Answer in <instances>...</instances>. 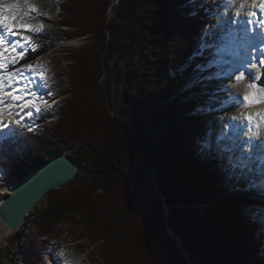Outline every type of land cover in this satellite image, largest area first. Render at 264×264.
<instances>
[{"label": "trees", "instance_id": "1", "mask_svg": "<svg viewBox=\"0 0 264 264\" xmlns=\"http://www.w3.org/2000/svg\"><path fill=\"white\" fill-rule=\"evenodd\" d=\"M57 1L64 38L86 40L78 51H66L68 98L44 131L20 128L0 144V170H25L21 179L74 150L69 157L87 179L66 184L67 191L25 221L28 232L45 238L32 247L34 255L58 237L65 221L79 223L103 264H188L179 251L190 261L199 256L200 264H264V213L257 221L243 215L242 204L229 196L233 180L223 161L204 159L200 112L207 103L201 101L212 87L186 91L206 76L209 54L198 55L196 40L208 23L203 11L214 1ZM111 58L125 63L115 107ZM199 94L205 96L196 100ZM213 100L210 106L217 105ZM32 147L36 154L30 156ZM29 161L34 166L27 170Z\"/></svg>", "mask_w": 264, "mask_h": 264}, {"label": "rangeland", "instance_id": "2", "mask_svg": "<svg viewBox=\"0 0 264 264\" xmlns=\"http://www.w3.org/2000/svg\"><path fill=\"white\" fill-rule=\"evenodd\" d=\"M18 1V0H17ZM21 4L22 2L27 3L25 0H20ZM36 2V6L44 5V12H40L39 15H42L41 22L48 27V31L51 32V36H46L44 38V42L48 43L50 45L51 52H49L45 57H43V64L44 67L42 71L40 72L35 66L36 72H38L39 77L42 75V81L43 84L48 81V84L44 85L42 87V83L37 82V92H33V98L32 102H36L38 104H43L44 108L39 112L37 115L32 114L31 118L29 117L26 122H20L17 123V119L13 118L9 121L14 122L11 126L10 123L6 124V129L4 130L3 134L4 136H10L13 134V132L20 128L27 129V124L31 123L34 125L36 122H39L42 118L41 116L46 114V108L48 109V115L50 117L48 122H45L42 127H39L38 130H35L36 133H41L44 131L45 126H49L50 124L55 123L57 119V114L60 115L62 111V107L64 106L65 100L68 98V93L70 91L69 86V79L68 76L70 75L69 69H68V62L66 59V51H69L70 49L74 51H78L81 46H83L86 42V40L76 39L74 41L65 42L64 34L62 33V29H64L61 25L60 16L58 14V1L57 0H32ZM208 4L209 2L214 1V5L212 8H209L205 11L207 16V26L204 28H201L199 33L201 38L197 39L198 42H203L205 39L208 41V45L211 43L219 47V36L217 32L213 30L214 25L212 24L214 22L215 14L214 16L212 13L217 9L219 3L222 2V0H205ZM229 1V3H233L231 7H228V11L236 12L239 8L240 1L241 0H225ZM29 2V1H28ZM31 2V0H30ZM217 2V5L215 4ZM117 1H114L110 6H113L116 4ZM239 3V4H238ZM237 8H236V7ZM29 8V10H31ZM108 11V18L111 19L114 15V12L112 11L111 7ZM248 6L243 7L244 13L247 14ZM211 10V11H209ZM223 10V9H222ZM38 15L33 16L32 20H38L40 18H37ZM210 24V25H208ZM212 24V25H211ZM41 28V25H39ZM205 29V30H204ZM41 30V29H40ZM29 30L28 32H30ZM107 33V38H109L110 34ZM208 33V34H207ZM215 34V36H214ZM25 35V34H24ZM206 35V36H205ZM208 35V36H207ZM34 37L33 35L28 34L27 38L30 39ZM27 39V40H28ZM60 40L63 42V45H60ZM28 42V41H27ZM196 42V43H197ZM203 47H200L198 50L200 53L198 55L202 54ZM215 51V48L213 49ZM211 50V51H212ZM213 51V53H214ZM44 53V52H43ZM215 56V55H214ZM39 59L38 56L32 57ZM109 69H110V100L113 107L119 104L121 97H122V80H123V73L125 69V63L124 61H119L116 58H111L108 63ZM209 66L205 65L203 68L205 69L204 73H206V76L201 79V83H193L186 87V91H193L197 88V90H201L202 86H206L205 88L210 89L212 87V93L207 92V99L204 98L205 95H196L195 99L198 100L199 98L202 99L201 102L207 103L205 108L202 110L201 107H199L200 113L203 112L205 114V127L203 132V148L208 146V136L210 138L209 146L215 147L218 150V153L220 157H223V171H229L230 172V178L233 180V186H230L229 189L232 190L231 194L229 196L237 198L239 203L242 204L240 206L241 210H243V215L247 216L248 218H251L252 220L258 219V215L261 216V212L264 213V193L260 192L261 189L264 187V173L262 171H257L255 166H248L247 164H234V162L231 161V156L233 157H239V153L241 151V148L235 147L234 141L230 142L229 140V131L228 129L231 126H235L238 124L241 119L245 118L247 115H250V108L247 107V109L241 110V108L237 105V102L233 99L236 96H233L230 88H226V86L216 79L217 69H207ZM208 70V73H207ZM121 71V74L119 72ZM218 75V74H217ZM46 79V80H45ZM225 80V78H222ZM207 84L209 86H207ZM69 86V87H68ZM46 93V96L43 94ZM48 93V94H47ZM259 93V91H258ZM49 94L52 95L51 98H49ZM228 94V95H227ZM227 95V96H226ZM231 95V96H230ZM229 96V97H228ZM40 98L39 100L37 98ZM239 98V96H237ZM210 98V101L213 100V102H216L215 104L210 106V101L208 100ZM239 100H241L239 98ZM27 102L26 108L23 111L31 110L32 113H37L36 108L28 104ZM210 104V105H209ZM249 108V110H248ZM233 117H237V119H233ZM254 120V119H253ZM256 121V120H255ZM257 123L260 121L257 120ZM53 127V126H51ZM260 128V129H259ZM255 129V133L259 132V136H256L252 138L251 141L245 140V142L242 144L247 146V148L251 149L252 152L256 153V156L258 158L260 151L259 149H263L264 147H257L258 145H261L264 143V141L261 139V137L264 135V123H260V127ZM34 129L33 127L31 128ZM254 133V134H255ZM43 136H47V133ZM99 140L98 138H96ZM232 139V138H230ZM233 140V139H232ZM224 141L227 146H224V151L218 147V142ZM83 145V143H80ZM38 147H44L42 145H39ZM210 147V149H212ZM83 148V147H82ZM85 149L90 148L85 146ZM76 149H79L76 147ZM30 156H33L36 154V148L32 147L30 149ZM207 151V150H206ZM205 151V152H206ZM263 151V150H261ZM213 152L216 153L213 149ZM66 154L68 156L75 153L74 150H66L63 152V154ZM214 153H210L207 151V153H204V159L207 162H210L211 160H208L210 157L209 155H213ZM76 154H80L79 150H76ZM81 155V154H80ZM79 155V158H82V156ZM83 155V154H82ZM221 161V158L220 160ZM222 163V161H221ZM27 170L32 168L34 166L33 161H29L27 164ZM249 168L246 170V168ZM25 170H20L16 173L8 174L6 172H2L0 170V204L1 202L10 194V188L14 185L15 182H18L20 180V176L23 174ZM227 171V172H228ZM86 170H79L76 177L74 178L75 181L83 182L87 179L86 177ZM251 175V176H250ZM244 177V178H243ZM251 177H255V181L252 183ZM73 179V180H74ZM250 181V182H249ZM236 183V184H235ZM241 186H240V184ZM235 184V185H234ZM246 185V186H245ZM66 186V185H65ZM244 187V188H243ZM254 188V189H253ZM155 193L158 194L161 197L160 192L157 190V187H155ZM56 192H51L49 195L47 194L44 196V198L38 203L37 207L31 211L29 217L27 220H32L34 218V215L37 212L43 210L45 208V204L47 202H53L56 197L63 194L66 190V187H61ZM260 192V193H259ZM162 204L163 200L161 198ZM161 204V205H162ZM163 213L166 217L165 212V205L162 206ZM259 213V214H258ZM258 214V215H257ZM260 218V217H259ZM75 225V227H74ZM168 224L165 226V231L168 234L170 238L174 237L170 236V228L168 230ZM18 231V230H17ZM16 233H12L5 236L4 241H0V264H62L64 261L72 263L73 261H77L78 259H83L82 264H103L101 259L98 256V251L96 250L97 246H91L89 242V238L85 236V233L82 232L83 228L79 225L78 222H74L70 226L66 225V222L64 221V224L62 227H60V230L58 231V237L55 239H49L50 241H47L44 244V248L41 250L36 251L34 255V250L32 247H37L42 240L44 241L45 238H42L41 240L38 239L37 234H33L27 231V229L24 227V225L19 229V231ZM171 231V230H170ZM172 233V231H171ZM172 235H174L172 233ZM175 236V235H174ZM177 237V236H176ZM47 240V239H46ZM175 247L177 250V244L175 241ZM180 247V246H179ZM33 251V252H32ZM182 252V251H181ZM179 251V253L183 256V254ZM34 255V260L31 258V256ZM65 256V257H64ZM187 256V255H186ZM61 257V259L59 258ZM63 257V258H62ZM184 257V256H183ZM200 257L198 256L196 261H190L189 258L186 259L184 257V260L188 262V264H200Z\"/></svg>", "mask_w": 264, "mask_h": 264}, {"label": "bare ground", "instance_id": "3", "mask_svg": "<svg viewBox=\"0 0 264 264\" xmlns=\"http://www.w3.org/2000/svg\"><path fill=\"white\" fill-rule=\"evenodd\" d=\"M25 1L27 3L22 2V4L23 3L24 4H27V7L28 6H29V8L32 7V9L31 10L28 9V10L22 11L21 12L22 19L24 21H26L29 24V26H31V28L39 29V31H30V32L27 31V32H23V34H25L26 37L28 36V34L34 36V37H32V38H30V39H28V40L25 41L24 47H25V50L28 51V54H29V56L31 58L32 57H35V56H38L39 57V59L34 58L32 64H30V65L33 67L34 70H35V66H37L38 67L37 69L41 72L42 69H43V67H44L43 60L42 59L49 52H51L50 45L48 43H45L44 42V38L46 36H51L52 34H51V32L48 31V27L46 25L44 26V24H42V22H41L42 15H39L40 12H44V10H45L44 5L36 6L37 3L34 2V1H32V0H31V2H30V0H25ZM261 2H262V0H241L240 1V4L238 3L241 8H239L235 13H236V15H237V13H239L240 14L239 15L240 17H243L245 15L246 16H249L250 15V11L251 10H254V9H251L250 10V8H255L256 7V9H258L259 8L258 5ZM10 4H18V3H17V0H0V9H1V7H4V5H10ZM232 5H233V3H229L226 6L227 9H226V7H224L223 10L221 9L218 12V18H222V17L225 16L224 20L221 21V23L224 24V23H228L229 22V20H227L226 17H227V13L229 12L228 11V7H231ZM244 6H248V8H249L248 11H247V14H245L244 13L245 11H243V7ZM15 11H16V9L5 8L4 11H3V19L9 18L12 15H17V13ZM36 15H38L37 18H40V19L33 21L32 20L33 19L32 17L33 16H36ZM39 25H41L42 27L40 28ZM223 29H224V33H226L227 31L230 30L228 26H224ZM233 40H235V37H234ZM229 46L230 45L227 46L228 48L226 50H222V52H221V54H223L227 58L228 61H225V57L223 56L224 58H221L220 62H216L215 63L216 65L219 63V65H218V69L219 70H218V75L216 76V79L217 78H220L218 80L221 81L222 78H225L226 88H230L231 89V92L230 93H233V96H236V97L239 96V98L241 100H243L244 96L246 94H248L249 92L255 91L257 93V95H259L260 93H258V89L261 88V87H264V86H261V85L257 84L256 81H253V80L249 79L248 78V74H249V72H251L253 75H261L262 74V71L264 69V65H260L259 61L261 59H264V45L258 51L257 54H254L255 53V48H252L253 55L250 56V60H247L244 57H241V58L237 57L233 53V51L230 50V47ZM252 65H256V67H252ZM28 66H29V64L28 65L27 64L25 65L23 63V61L20 62L17 65L11 66L10 67V70L7 71L5 73V75H4V79H3L4 83L6 84L10 80H11L10 83H13V84L18 83L20 81H23V77L21 75L28 73L25 70V69H29ZM35 72H36V70H35ZM241 72L244 73L245 78L243 80H241V81H237L236 77L239 76ZM262 77H263V74H262ZM39 78L42 81V75ZM253 83H255L256 88L255 89L249 88V85L250 84H253ZM42 84H43V81H42ZM46 84H47V82L44 83L43 85H46ZM43 95L46 96V93H44ZM51 97H52V95L49 94V98H51ZM15 104H18V103H15ZM12 107H17V106H13V104L10 105V108H9L10 110L8 112H6V114L4 116L10 115L11 113H12L11 115H15V113H14L15 110ZM247 107H251L250 108V113H251L250 115L253 116V118H254L252 124H254L255 127H256V124H257V122H256L257 120H259L260 123L261 122L264 123V121H261L260 115H257V114L264 115V103H256V104H252L250 106H246V108ZM24 117H26V120L29 118L28 115H25ZM247 133L249 134L248 136L252 140L255 131H251V133H250V131L248 129L246 131V134ZM237 138L239 139V137H237ZM261 139L264 141V135L261 137ZM207 140H208V146L206 147V150L209 151L210 153H212L214 148L211 147V146H209L210 145L209 144V142H210L209 136H208ZM240 142H241V140L239 139L238 140V143H240ZM210 147L212 149H210ZM245 149H248V150L245 151L244 153H240L238 158L237 157H232L231 158V161L234 162V164H244L243 161H245V160L242 158L243 157L242 154H249L252 151L251 149L247 148V146H246ZM259 150H264V148L263 149L260 148ZM254 156H255V154H254ZM249 164L250 165H257L256 162H254V160H253V163H249ZM248 169L249 168L247 167L246 170H248ZM251 179H252V183H253V181H255V177H251ZM12 187L10 188V191H11ZM261 192L264 193V189H261ZM29 215L27 216V218L29 217ZM19 229H18V231H19ZM12 233H16V232L9 230L5 226V224L3 223V221L1 220V218H0V241H4L5 236L7 237L8 235H10ZM59 258L61 259V257H59ZM83 261H84L83 259H78L77 261H73L72 263H66V264H82Z\"/></svg>", "mask_w": 264, "mask_h": 264}, {"label": "water", "instance_id": "4", "mask_svg": "<svg viewBox=\"0 0 264 264\" xmlns=\"http://www.w3.org/2000/svg\"><path fill=\"white\" fill-rule=\"evenodd\" d=\"M262 74L263 77L258 84L264 86V69ZM78 171L79 163L64 153L23 176L13 185L9 196L0 205V218L5 226L11 231L18 230L44 196L51 190L61 188L71 182ZM161 198L164 202V197L161 196ZM164 209L167 217L168 208ZM169 232L170 236L175 238L177 248H179V238L172 235L170 230ZM181 253L188 259L184 252Z\"/></svg>", "mask_w": 264, "mask_h": 264}, {"label": "snow or ice", "instance_id": "5", "mask_svg": "<svg viewBox=\"0 0 264 264\" xmlns=\"http://www.w3.org/2000/svg\"><path fill=\"white\" fill-rule=\"evenodd\" d=\"M261 12H264V0H262V2L258 5ZM19 5L17 4H10V5H4V8H12V9H16L18 8ZM237 15H239V13H237ZM252 16H255L256 13L253 12L251 13ZM15 19V15H12L8 18V20H5L3 19V9H0V26H2L4 29H6L9 33H12V34H15L13 32V28H14V25L12 23V20ZM248 23H251V21H249ZM261 23H264V21H261ZM19 27L21 28H24L25 30H31V31H39V29H35V28H31V26H25V25H20ZM42 27V26H41ZM3 38L0 37V40H2ZM24 40H27L28 38L27 37H23ZM24 57V53H20L19 54V58L22 59ZM16 60H13V63H15ZM260 65H264V59H261L259 61ZM29 69L31 70L32 66L29 65L28 66ZM252 67H256V65H252ZM245 78L244 76V73L241 72L239 76L236 77L237 81H241ZM248 78L253 80V81H257V80H260L261 79V76L260 75H253L251 72H249L248 74ZM249 88H252V89H255L256 88V85L255 83L253 84H250L249 85ZM259 91V95H257V93L255 91L253 92H249L248 94H246L243 98V101H240L238 97H234L233 99L237 102V103H243V102H246L245 103V106H250L252 104H256V103H264V87H261L258 89ZM22 97H16V99H21ZM37 112L40 111L39 108L36 109ZM257 115H260V118H261V121H264V115H261V114H257ZM28 116L31 117L32 116V113L29 112L28 113ZM233 119H237V117H233ZM245 119L248 120V122L251 124L253 122V116L251 115H247L245 117ZM256 127L259 128L260 127V123L258 122L256 124ZM256 136H259V132L255 133L254 134V137ZM257 147H264V143H262L261 145H258Z\"/></svg>", "mask_w": 264, "mask_h": 264}]
</instances>
